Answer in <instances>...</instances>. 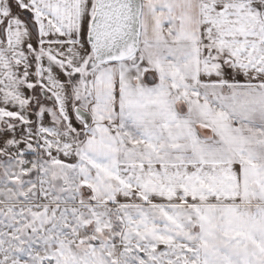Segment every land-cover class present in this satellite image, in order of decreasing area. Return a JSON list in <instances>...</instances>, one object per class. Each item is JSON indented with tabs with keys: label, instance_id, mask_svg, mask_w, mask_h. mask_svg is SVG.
I'll list each match as a JSON object with an SVG mask.
<instances>
[{
	"label": "snow or ice",
	"instance_id": "6c2138e0",
	"mask_svg": "<svg viewBox=\"0 0 264 264\" xmlns=\"http://www.w3.org/2000/svg\"><path fill=\"white\" fill-rule=\"evenodd\" d=\"M0 264H264V0H0Z\"/></svg>",
	"mask_w": 264,
	"mask_h": 264
}]
</instances>
